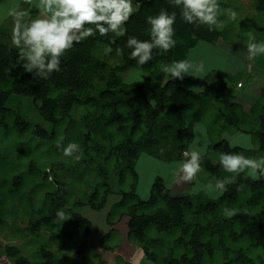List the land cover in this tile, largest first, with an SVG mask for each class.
I'll return each instance as SVG.
<instances>
[{
  "label": "trees",
  "instance_id": "obj_1",
  "mask_svg": "<svg viewBox=\"0 0 264 264\" xmlns=\"http://www.w3.org/2000/svg\"><path fill=\"white\" fill-rule=\"evenodd\" d=\"M139 4V10L124 26L126 32L109 33L106 36L97 33L74 44L62 57L61 70L51 74L48 79H37L34 73L25 72L22 62L18 60L19 49L0 42V126L15 129L13 133L19 137L32 130L40 140L51 142L57 139L58 142L54 144L57 150L60 149L58 144L66 146L70 142L78 144L81 149L82 158L79 161L65 157L61 151L63 157L58 155L57 164L47 168L48 170L40 169L36 164L29 167L32 186L38 184L39 188L45 187L50 182V176L54 178L45 198V201L52 202L50 213L65 206L70 198L81 200L78 187L84 188L83 194L86 197H92L95 191L103 188L102 179L105 184L113 186L109 169L112 172H124V175L128 173L139 176L137 168L130 164L148 152L154 155L160 150L161 138L173 133V125L168 124L160 130L161 138L156 135L158 121L167 118V115L173 117L178 127L179 156L183 155V151L189 150L197 125L206 130L210 142H207V152L203 155L199 174H203L200 178L204 181L214 185L217 179L233 175L222 170L219 163L221 152H239L248 157H259L264 152V104L261 103L264 93L253 96L251 100H239L237 97L241 95V91L234 93L233 88L229 89L225 82L212 81L204 93L194 94L185 86L170 80L162 88L152 92L150 100H146L143 99L144 90L138 82L125 83L114 69L98 61L93 49L104 44L114 51L118 47L122 48L123 54L118 56L129 67L154 70L155 64L162 57L164 64L187 59L191 49L200 40L215 45L226 33L221 27L210 30L206 25L196 26L184 22L180 9L173 7L169 0H139ZM254 6V17L259 15L263 17V21L259 19L253 26L249 19H245L239 28L242 27V32L244 28H254L259 40V31L264 37V0H255ZM162 9L177 15L174 25L176 46L167 52L155 49L153 59L139 66L130 59L131 50L126 47L127 40L129 37L150 39L151 26L147 23V18L158 15ZM232 10H235L234 7ZM227 18H230L231 24H235L236 17L234 20L229 14L226 20ZM257 23L263 26V31L258 30L260 26ZM256 58L258 65L264 69V55ZM161 74L164 75L162 70ZM61 90L60 97L56 98ZM90 90L93 94L87 96L83 105L85 110H81L78 97L80 93ZM245 103L251 104L250 108ZM33 110L48 127L29 121ZM213 113L214 118L209 120ZM239 135L252 138L251 148L247 147V139L241 140L243 143L236 141ZM230 141L235 142L230 146ZM100 142L114 148L109 166L106 167L92 164L95 160L94 152L97 151L93 146ZM79 163L89 165V172L83 179H72ZM128 179L122 177L120 183L129 182ZM18 184L19 181L14 178L13 185ZM54 184L57 185V193L53 189ZM241 185L243 187L238 191ZM118 188L121 189L122 185ZM153 188L163 196L170 192L162 176L156 177ZM135 195L133 190L125 194L132 197ZM57 198L62 199V202L59 203ZM169 201L171 206L168 210L174 209L173 214L167 209L152 213H131L129 230L134 240H146V230L151 227L169 234H180L177 242L172 243L174 247L179 242L177 253L173 252L169 258L164 255V251L159 253V243L152 242L146 252L154 264H164L165 261V264H222L220 260L223 259L220 257L228 260L234 257L233 261L238 264H264V177L253 180L246 171L241 172L235 184L227 185V191L192 210L190 218L185 217L182 206L184 202H188L186 196L183 199L170 197ZM21 202L23 203L22 199ZM225 208L232 210L234 214L226 215ZM84 225L85 229H90L92 222L86 219ZM40 226H44V223L38 220L32 229L20 232L16 237L25 236L37 247V257L41 264H61L57 257L58 249L54 247L60 241L56 235L40 231ZM93 251H97L96 247H88L84 240L71 253L72 264H99L101 255ZM2 257H6L10 264H35L22 253L17 244L9 243L0 247V259ZM119 263L131 264L120 256Z\"/></svg>",
  "mask_w": 264,
  "mask_h": 264
},
{
  "label": "rangeland",
  "instance_id": "obj_2",
  "mask_svg": "<svg viewBox=\"0 0 264 264\" xmlns=\"http://www.w3.org/2000/svg\"><path fill=\"white\" fill-rule=\"evenodd\" d=\"M254 2L255 0H218L222 10L220 15H218V20L222 21L221 28L226 32L224 37L220 38L215 45L200 40L191 49L187 59L196 64L202 63L205 67V73L199 74V79L189 76L191 75L189 73V75H185L183 81L174 80L175 84H180L188 89L192 86L201 87L205 92L209 88V82H225L229 89L233 88L234 93L241 91V95L237 97L239 100L241 96H243V99L249 98V100L253 99L252 97L255 95L260 96V93L264 91V81H262L261 77L256 76V72L264 75V69L258 65L256 57L249 60L245 52L250 38L254 42H264V37L262 32L259 31L258 40L257 31L254 28H252L254 31L251 33V37L248 34V30L250 29L244 28V32H242L240 31L242 27L239 28L241 23L246 21L245 19H249L253 26H255V22L259 19L261 22L263 21V17L259 15L254 17L256 14ZM37 3L35 2L34 5L36 10L39 11L36 6ZM14 4H17L14 0H0V13ZM21 4H24V2ZM233 7L235 9L233 11L237 13L235 24L229 22L230 18L226 20L227 15H229L228 10H232ZM26 8L25 4L23 8L20 7L21 10L29 11ZM10 18L0 22V29H6L11 24V27L6 29L7 37H1L0 42L3 41V43H8L10 46L16 48L11 43L13 20ZM257 24L260 26L258 30L263 31V26L260 23ZM108 48L110 47L99 44L93 49V54L99 62H103L107 64L108 68L114 69L125 83L138 82L144 90L143 99L150 100L152 92L157 91L172 80L168 79L165 74H161V65L164 64V57L155 64L154 70H141L139 67H129L124 59L119 57L113 49L110 53L106 51ZM260 61L263 60L260 59ZM244 63L246 64L244 65ZM251 81L253 82L251 83ZM244 84L248 85L245 90L241 89ZM62 91L57 93L56 98L60 97ZM204 92L198 93L202 94ZM91 94H93L91 90L80 93L78 102L79 106L82 107L81 110H85L83 106L84 102H86L87 96ZM261 103L264 104V98ZM207 104H209V101H207ZM245 106L249 107L250 105L245 103ZM165 117L167 118L158 121L156 135L161 138L160 130L168 124L173 125L174 131L172 134L161 138L160 150L154 155L148 152V154L143 155L138 160L132 161L130 165H134L137 168L139 176L132 175L130 172L131 176L128 173L124 175V172L119 170L112 172L109 169V175L113 179V186L105 184V181L102 179L101 184L103 188L95 191L92 197H86L83 194L84 188L78 187L81 193V200L70 198L65 206L56 208L54 213H50L49 211L53 207L52 202L45 201L46 191L51 188L50 182L54 178L51 175L49 178L50 182L46 183L45 187L39 188L38 184L32 186L30 185L32 172L29 170V167L36 164L40 169H49L51 168L50 166L56 165L57 156L61 155L60 157H63L60 154L61 149L57 150L55 148L54 144L58 142L57 139L51 141L52 143L47 142V140H40L35 137L32 130L30 133L19 137L13 133L15 129H6L0 126V247L9 243L17 244L21 247L23 254L28 256L35 264H41L37 257V247H34V244H31L25 236L22 238L16 237L20 232L32 229L36 221L41 220L44 226H40L39 230L44 233L46 232L48 235H56L60 241L54 247L56 250L58 249L57 257L60 259L61 264H72L73 258H70L72 257L71 253L84 240L88 247H96L97 251L93 252L100 254L102 258L99 264H120L119 256L131 264H154V261L148 257L146 252V249L152 246V242L154 241L159 243L161 247L159 250L160 254L164 251V255L169 258L173 252L177 253L176 247L179 245V242L174 247L172 243L177 242L180 236L179 232L169 234V232L151 227L146 230V240L141 241L139 238H136L137 241L134 240L129 230L132 211L152 213L160 209H167L169 213L173 214L175 212L174 209L168 210L171 206L169 203L170 197L183 199L186 196L188 202H184L182 206L185 211V217L190 218L192 210L196 209L199 205L207 204L210 199L218 197L221 193L213 192L208 194L203 189L193 191L197 185H214L212 182L204 181V179L200 178L203 174L197 173L199 177L196 176L190 183L181 181L180 177L176 175L180 162L188 157L184 155L186 150L183 151L182 156H179L177 147L180 139L177 124L170 115ZM213 118L214 113L210 115L209 120ZM29 121L41 123L48 127V124L40 119L35 110L30 114ZM197 134L199 135V133ZM95 139L97 140L96 136ZM245 139H247V136L239 135L236 141L243 143L241 140ZM208 141L209 138L207 137ZM252 144L251 138V146ZM93 147L95 148L94 150L97 148V151L94 152L93 156L95 160L92 164H101L104 167L109 166L114 148L105 142H100V144ZM35 148L37 150H34ZM261 155H264V152H261ZM88 166L79 163L75 173L71 176L72 179L85 178L86 173L89 172ZM38 171L41 170L38 169ZM157 176L163 177L165 185L171 194L169 192L168 195L163 196L156 192L157 189L153 187ZM122 177L129 178V182L124 181L120 183ZM14 178L19 181L18 185H13ZM119 185H122L121 189L118 188ZM53 189L57 193L56 184L53 185ZM131 190L136 195L134 197L125 196ZM21 199L24 204L21 202ZM61 200L59 198L58 202L61 203ZM146 205L148 208H146ZM61 209L67 214L69 220L61 221L56 218L57 211ZM86 219L92 222L90 229L84 228ZM32 247L34 250H31ZM220 258L223 259L220 260L222 264L230 259L228 264H238L233 261L234 257L229 258V260L223 257ZM90 260L94 262L91 257ZM0 264H10V262L6 257H2Z\"/></svg>",
  "mask_w": 264,
  "mask_h": 264
},
{
  "label": "clouds",
  "instance_id": "obj_3",
  "mask_svg": "<svg viewBox=\"0 0 264 264\" xmlns=\"http://www.w3.org/2000/svg\"><path fill=\"white\" fill-rule=\"evenodd\" d=\"M173 7L180 9V16L184 22L196 26L206 25L209 29L222 27L218 15L222 11L218 0H169ZM39 16L28 20L29 13L21 10L19 5H12L0 13V22L9 17L13 20L11 43L19 49L18 60L24 71L34 73L37 79H48L51 74L61 70V59L74 44L80 43L99 33L106 36L109 33L123 34L124 27L130 17L139 10V0H38L36 5ZM230 17L235 19L237 13L228 10ZM177 19L175 12L169 13L162 9L158 15L149 16L147 23L150 27V39L140 40L129 37L126 47L131 50L130 59L137 65L143 66L153 59L155 49L167 52L176 46L174 25ZM254 29L248 30L251 33ZM109 53L111 48L106 49ZM116 54L122 55L123 49L116 48ZM249 60L264 55V42H254L249 39L246 52ZM162 72L172 80L183 81L185 75L199 79V74L205 73V67L193 63L188 59L173 61L161 65ZM192 93L204 92L201 87L192 86L188 89ZM199 133V135L195 134ZM247 147L251 148V138L248 137ZM235 141H230V146ZM65 157H72L79 161L82 158L80 146L68 143L66 146L57 145ZM206 130L197 125L189 150L184 155L187 159L180 162L176 175L185 183L192 182L201 171L203 155L207 152ZM219 163L224 172L233 174L217 179L215 185H197L193 191L203 189L206 193H223L227 185L235 184L241 172L253 180L264 177V155L248 157L239 152H221ZM243 186L238 187V191ZM226 215L234 214L232 210L224 209ZM61 221L69 220L61 209L56 213Z\"/></svg>",
  "mask_w": 264,
  "mask_h": 264
},
{
  "label": "crops",
  "instance_id": "obj_4",
  "mask_svg": "<svg viewBox=\"0 0 264 264\" xmlns=\"http://www.w3.org/2000/svg\"><path fill=\"white\" fill-rule=\"evenodd\" d=\"M15 1V3H17L16 5H19L21 8H23V6H24V4L27 6V10H29V11H31V12H29V11H27L28 13H29V15H28V17H27V19L28 20H31V19H35V18H37L38 16H39V14H37V13H39V11H37L36 10V8H35V2L37 3V1L38 0H14ZM22 2H24V4H21ZM134 3H135V1H134ZM10 18V17H9ZM8 18V19H9ZM11 20H12V18H10ZM13 23V22H12ZM12 26H13V24H12ZM11 27V24H9V26H7L6 27V29H8V28H10ZM5 28H2V29H0V38L1 37H4V38H6L7 37V30H6ZM3 42V41H2ZM5 43V42H4ZM6 44H8V43H6ZM9 45V44H8ZM246 63H244V65H245ZM260 70H262V69H260ZM264 71V70H263ZM256 76H259V77H261L262 78V81H264V75L263 74H259L258 72H256ZM261 80V79H260ZM262 81H261V83H262ZM253 81H251V83H252ZM248 83H249V81H248ZM247 83V84H248ZM247 84H244V86L243 87H241L242 89H246L247 88ZM262 91V90H261ZM264 93V91H262L261 93H260V96L262 95ZM241 98H243V96H241ZM249 104V103H248ZM251 105V104H250Z\"/></svg>",
  "mask_w": 264,
  "mask_h": 264
}]
</instances>
